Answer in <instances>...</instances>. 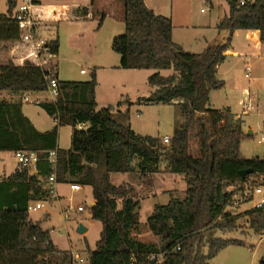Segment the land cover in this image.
<instances>
[{
    "label": "trees",
    "instance_id": "obj_1",
    "mask_svg": "<svg viewBox=\"0 0 264 264\" xmlns=\"http://www.w3.org/2000/svg\"><path fill=\"white\" fill-rule=\"evenodd\" d=\"M17 2L7 0L8 10L0 14V42L20 40L11 20ZM227 2L229 13L218 25L220 31L229 32L227 43L195 54L173 41L171 18L155 14L144 0H124L125 31L113 39L112 50L120 56L121 69L155 71L148 83L156 89L144 102L177 104L182 110L184 124L175 129L170 144L118 123L112 107L97 109L94 72L89 82H59L55 101L38 104L56 122L50 131L34 127L23 114L21 100H0V151L41 152L38 175L16 169L0 181V264H73L71 253L57 249L50 232L28 219L29 204L48 199L46 178L52 170L46 153L50 150L58 151V183L70 176L92 188L96 204L91 215L101 222L102 232L95 250L88 249V264H210L228 245L244 244L209 239L211 232L233 231L243 218L254 231L264 230V208L237 214L229 209L234 192L228 191L252 177L261 179L256 186H264V156L242 157L240 146L246 137L242 121L209 106L211 91L223 87L217 67L226 60L232 35L254 30L264 43V0H246L243 6L240 0ZM48 47L51 54H58L59 41ZM169 70L171 75L161 74ZM49 76L30 62L0 64V93L47 91ZM85 124L87 129L77 128ZM59 126L72 127L69 150L58 148ZM192 141L197 143V155L191 153ZM250 168L253 174L243 178L241 172ZM164 170L182 175L187 189L184 199L171 195L167 205H156L147 220L161 240L159 246L133 238L140 224V202L131 186H116L110 176L136 171L149 176Z\"/></svg>",
    "mask_w": 264,
    "mask_h": 264
},
{
    "label": "rangeland",
    "instance_id": "obj_2",
    "mask_svg": "<svg viewBox=\"0 0 264 264\" xmlns=\"http://www.w3.org/2000/svg\"><path fill=\"white\" fill-rule=\"evenodd\" d=\"M169 4H171V0H168ZM228 7L227 0H193L190 3L191 13L195 16L201 15L204 17L224 15L225 12L228 14ZM7 10V0H0V14L6 13ZM112 20L119 22L116 18ZM108 26L109 24L106 25L105 23V29L102 26L101 29L97 30V21L83 22L75 28L79 35L73 37L72 41L69 42H67V36L64 37V33L61 32V42L63 44V51L59 57L61 79L71 82H84L85 80H79L85 79V77L80 76V71L83 69L92 71L90 69V62L93 59L99 62L100 57L105 56L106 52L115 54L112 51L109 38L106 37L107 33H109L107 31ZM1 47L4 48L5 45L2 46L0 44ZM241 63L244 64L243 61ZM247 63L244 69L250 66L253 79L249 82L245 79L244 74L241 75L238 86L240 89H235L230 97H234L235 102L238 103L243 99L244 89H251V92H257L259 95L257 108L250 112L248 116H244L245 123L243 124V129L245 130L246 137L243 139L240 148L242 157L255 159L264 156V143L262 145L257 144V140L264 134V58L252 55L249 56ZM215 91L212 95L211 105L215 108L222 107L227 100L226 94L222 89ZM43 95L49 99L53 97L49 92ZM24 106L25 111L31 116H40L44 122V127L52 125L53 120L36 104L25 103ZM119 107L120 102L118 101L113 104L112 108L117 110ZM130 115L137 129L147 132L146 135L155 137L171 135L174 132V128L183 125L185 121L180 107L162 104L144 107L132 106ZM250 129L253 130L252 135L248 134ZM71 133V127H59V146L62 150L70 148ZM191 153L197 155L196 141L191 142ZM0 157L4 158L0 175L5 174V176H9L17 167L13 153L0 152ZM162 173L165 174L167 172L164 170ZM139 175L135 172L131 176L130 174L128 175L131 178V183H133V185L129 184L134 190L133 196L135 200L140 199L138 208L140 224L138 228L133 230L132 236L134 239L145 243L160 246L161 240L150 231L147 220L152 214L155 205H166L168 203V196L164 197L168 195L166 193H171L173 197L182 200L186 196L187 186L183 180V176L178 174L163 177L157 176L156 181H151L147 176L142 177ZM125 176V174L113 173L111 174V181L112 183H116L117 179H123ZM251 179L261 183L260 178L252 177ZM151 191L156 192L157 195L152 196L150 194L148 196ZM59 195L63 196V198L52 197L42 201L44 208L28 214V219L40 222L42 228L50 232L51 239L57 249L70 253L74 251L81 257L86 258L87 256L82 255L79 250L85 251L89 248L94 250L102 232L101 222L95 221L91 217L92 192L86 187L82 192L73 194L70 190V184H64L59 191ZM79 204L86 206V210L83 213L77 211ZM254 204L255 202H250L242 206L238 211L233 212L237 214L239 212L242 213V211L252 209ZM119 208H121L120 202ZM80 226L88 228L89 231L85 234H79L78 228ZM208 238L236 240L244 243L242 245H228L211 260L210 264H260L264 257V230L259 232L254 231L250 227L249 222L244 218L239 221L237 229L233 231L215 230L208 235ZM204 253H208V248H205Z\"/></svg>",
    "mask_w": 264,
    "mask_h": 264
},
{
    "label": "crops",
    "instance_id": "obj_3",
    "mask_svg": "<svg viewBox=\"0 0 264 264\" xmlns=\"http://www.w3.org/2000/svg\"><path fill=\"white\" fill-rule=\"evenodd\" d=\"M192 1L193 0H171V4L168 5V0H144L146 6L149 9H151L155 14L171 18L173 23V32H172L173 41L178 45H180L186 52L201 54L207 48L213 45H221L227 43L230 36L229 32L220 31L218 29L219 23L227 15V13L225 12L224 15L223 14L214 15L209 17H204L201 15L195 16L190 11V3ZM248 1L253 2L254 0H248ZM34 13L41 20V24L43 26L42 34L40 37H36L35 43L41 41L44 42L46 45H49L51 42L58 40L59 41L58 54L56 55L51 54L50 51L46 53L43 52L40 55L39 59H37L34 55H32L33 51L37 48L36 44L27 45L21 43L20 41L0 42L2 46L5 45L4 48L3 47L0 48V60H1L0 64H7L8 62H11L14 63L16 66H23L26 62H30L50 72L51 75H55V77L59 82H71V81H64L60 77L59 57L61 55V52L63 51V44L61 42V32L64 33V37L67 36V42H69L72 41L73 37H77L79 35V33L75 30V28L78 27L83 22L92 21V20L97 21L98 22L97 30L101 29L102 26L105 29V23H106V25L109 24L107 28L108 29L107 31H109V33H107L106 37L109 38L112 48L113 39L116 36L122 35L125 31L124 0H94L93 3L92 0H41L40 4L34 8ZM111 18L112 19L116 18L117 20H119V22H114V20H112ZM108 19L110 20L108 21ZM72 30L75 31L73 32ZM224 55L226 56V60L217 67V77L220 81L223 82V87L220 89H222L225 92L227 100L222 107H218V108L213 107L211 105L212 95L216 91L212 90L210 93L209 106L214 110L229 111L236 120H241L243 125L245 123L244 116H248V115H242V101L245 99V92L248 89H244V93L242 95L243 99H241L238 103L235 102L234 97H230V96L233 93V91H235V89L236 90L240 89L238 88L240 83L239 77L243 74L245 77L244 68L248 64L247 62L249 61V56L255 55L258 56L259 58L262 57L264 58V43L260 39V33L254 30L236 31L232 35L230 46L224 52ZM241 61H243L244 64H242ZM37 62H39V65H37ZM120 62L121 59L118 54L106 52L105 56L100 57L99 62H97L95 59H93L90 62V69H92V71L86 70L85 74H81L82 70L80 71V76L85 77V79H79V80H85L84 82L91 81L94 72L97 79V88H96L97 109L100 110V108L103 109V108L113 107V104L119 101L120 107L119 109L114 110L112 112L113 118L118 123L131 127V129H133L139 135L151 136V135H146L147 132L140 131L134 126V121L133 119H131V115H130V109L132 106L144 107L147 105H153L144 102L143 99L149 97L151 93L156 89L151 87L148 83L149 77L152 76L155 73V71L153 72V70L121 69ZM172 73L173 72L170 70L161 72L163 76H169ZM252 79L248 81L251 82ZM73 82H79V81H73ZM48 92L51 93L49 89L43 92H31V93L15 94V95L10 94L8 92H2L0 93V100H6V101L21 100L23 104L22 106L23 114L31 121V123L39 132H46L52 130L56 126L55 120L47 114L53 120V123L52 125H47L46 127H44V122L42 121L40 116L34 115L35 117H33L30 114H28L25 111L24 104L34 103L38 107H40L38 105L40 103L54 102L56 96H54L52 93L51 95L53 97L51 99L43 95ZM253 96L255 97L254 105H256L255 106L256 109L258 106L259 95L257 92H254ZM170 106H178V105L173 104ZM40 109L42 108L40 107ZM59 127H58V148L61 149L59 146ZM88 127L89 125L85 124V125H79L77 128L87 129ZM176 128L177 127L174 128V131ZM173 133L171 135H165V136L172 137ZM248 134L252 135L253 130L250 129L248 131ZM158 138L162 139L163 137H158ZM0 152H12L14 156L13 151H0ZM3 161L4 158L0 157V170L2 169L1 166ZM17 168L18 166L15 168V170ZM166 172L167 173L165 174L162 172L155 173L147 177L150 178L151 181H156L157 176L163 177V176L173 175L169 171ZM135 173L139 174L137 171ZM121 174H125L126 176L123 177V179H117L116 183H113L114 185L116 186L122 184L133 185V183H131V178H130L132 173H121ZM129 174L130 176H128ZM4 176L5 174L0 175V181L9 177L8 175L5 177ZM72 183H75V181L74 178L70 176H67V180L64 183L57 182V186H56L57 197L63 198V196L59 195V191L62 189L64 184L68 185ZM80 186H81L80 191L77 192L71 191V192L73 194L80 193L86 187L89 188L90 191L92 192V188L90 186H82V185ZM150 194L152 196L157 195L156 192H152V191L149 193L148 196H150ZM166 194L168 195L164 194L165 195L164 197L168 196V200H169L168 203H169L172 198L171 195L173 194L171 193L170 194L166 193ZM139 200L140 199H138V201ZM168 203H166V205ZM95 204L96 201L93 198L91 208L95 206ZM79 213H83V212H79ZM33 222H37V221H33ZM88 231L89 229L86 228V231L83 234H85ZM89 249L93 251V249L91 248ZM79 252L82 255L88 256V250L85 251L79 250ZM85 259L87 260V257Z\"/></svg>",
    "mask_w": 264,
    "mask_h": 264
},
{
    "label": "built area",
    "instance_id": "obj_4",
    "mask_svg": "<svg viewBox=\"0 0 264 264\" xmlns=\"http://www.w3.org/2000/svg\"><path fill=\"white\" fill-rule=\"evenodd\" d=\"M41 0H18L16 8L12 16V22L16 24L20 31V42L24 44H36L37 48L33 51L37 59L44 52H49V47L44 42L38 41L35 43L36 37L42 34L41 20L34 13V8L40 4ZM246 4V0H240L239 5ZM39 65V62H37ZM86 70H82L81 74H85ZM245 78L252 79V69L247 66L245 69ZM49 90L54 96L58 94L59 81L55 75L48 77ZM254 96L250 89L245 92V99L242 101V115H248L255 109ZM164 144H170L171 137L165 136L162 138ZM264 143V134L257 140V144ZM46 160L51 166V174L46 178V185L48 188V198L57 197V164L58 151L50 150L46 153ZM14 157L17 162L18 169L26 170L30 175H38L39 164L41 161V152L35 150H19L14 152ZM255 180L249 179L243 183H238L228 189L229 192H234L229 209L238 211L242 206L250 202H255L252 209L264 208V186H256ZM70 190L77 192L81 190V186L77 183L70 184ZM44 208L42 201L32 202L28 206V213L37 212ZM249 209V210H252ZM86 207L84 204L77 206L78 212H84ZM73 264H88L87 260L81 257L78 253L71 252Z\"/></svg>",
    "mask_w": 264,
    "mask_h": 264
},
{
    "label": "water",
    "instance_id": "obj_5",
    "mask_svg": "<svg viewBox=\"0 0 264 264\" xmlns=\"http://www.w3.org/2000/svg\"><path fill=\"white\" fill-rule=\"evenodd\" d=\"M253 172H254V170L251 169V168H250V169H246V170H243V171L241 172V176H242L243 178H245L246 176L252 175ZM85 231H86V228L83 227V226H80V227L78 228V233H80V234H83Z\"/></svg>",
    "mask_w": 264,
    "mask_h": 264
}]
</instances>
